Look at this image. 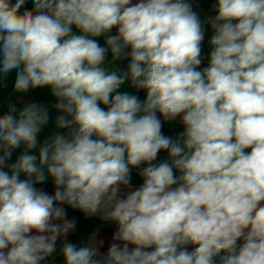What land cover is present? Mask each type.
<instances>
[{
    "label": "clouds",
    "instance_id": "clouds-1",
    "mask_svg": "<svg viewBox=\"0 0 264 264\" xmlns=\"http://www.w3.org/2000/svg\"><path fill=\"white\" fill-rule=\"evenodd\" d=\"M32 2L0 0V74L15 70L17 93L49 88L58 131L39 141L38 103L0 115V264L52 256L76 227L65 205L118 225L103 259L65 240V264H264V0H216L202 70L190 0ZM125 58L127 72L105 67ZM128 77L143 102L117 91ZM49 179L52 194L37 187Z\"/></svg>",
    "mask_w": 264,
    "mask_h": 264
},
{
    "label": "crops",
    "instance_id": "crops-1",
    "mask_svg": "<svg viewBox=\"0 0 264 264\" xmlns=\"http://www.w3.org/2000/svg\"><path fill=\"white\" fill-rule=\"evenodd\" d=\"M190 2L193 6V10L199 15L202 23L204 24V28H205V36H204V40L201 44L202 64L198 68V70H202V69L206 68L209 64L210 52L212 50L209 42H210L211 36L214 34L213 30L211 29L210 24L208 23V20L210 18L214 17L217 13H212L206 9H203L202 7L195 4L193 2V0H190ZM73 32L78 34L76 32V29H73ZM116 34H117V30L112 29L110 33H108L104 36L116 35ZM108 61H111V59H109ZM129 62H130L129 59H127V58L120 60V61H117L115 63H111V64H109L106 61L105 67L107 68V70L109 72L117 71L119 74V73L127 72V70H128L127 65ZM14 83H15V70L10 72L6 77L3 76L2 74H0V115L7 114L10 106L16 107L17 114L20 110H22V108L26 104H29V103H38V104L46 106L49 109L50 120H49V124L42 130L41 134L38 137L39 141L42 143L44 139L50 138L56 131H58L55 128L54 121H55L56 116L59 113L52 107V105H54L57 101L52 96L50 89L47 87L30 89L27 93H17L14 89ZM139 90L140 89H137L132 85L131 77H128L125 80V83L123 85H121V87L117 91L120 93L127 92L130 95H135V94H137V92ZM157 115L159 116V118L161 119L162 122H165L164 118L162 116H160L159 113H157ZM176 119H178L181 122L180 116H178ZM60 131H63V130H60ZM183 131H184V128L180 131V134L178 136H180L183 133ZM178 136H176L173 139H176ZM38 147H39V145H38ZM38 147L36 150H33L34 153L37 155H38ZM22 151H23V146H21L20 149H17L13 153L12 159L9 161V163L15 162V160L18 158V156L21 154ZM167 158H168L167 153L163 154L160 152L158 154L157 160L154 161L153 163H159L160 161L166 160ZM145 166H146L145 164H141L138 168H132L130 171V178L133 179V178H135V176H139L140 178L143 179V177L140 175V173ZM21 178L23 179L24 177L22 176ZM130 186L131 187H139L141 185H135L132 182V183H130ZM95 217H97V216H95ZM98 218H100V217H98ZM100 219H102V218H100ZM117 227H118V225H117ZM112 229H113V227H112ZM112 229H110V230L104 229V230L106 232H109ZM239 243H241V242L238 241V244ZM187 247L190 251L193 250V248H194V246H192V245H188ZM60 250H61V248L59 250H56V252H54L53 254L56 255L58 252H61ZM102 253L107 254V252H102ZM63 259L64 258L62 256V258L57 260V262L58 263L62 262Z\"/></svg>",
    "mask_w": 264,
    "mask_h": 264
},
{
    "label": "trees",
    "instance_id": "trees-1",
    "mask_svg": "<svg viewBox=\"0 0 264 264\" xmlns=\"http://www.w3.org/2000/svg\"><path fill=\"white\" fill-rule=\"evenodd\" d=\"M12 4L16 3V0H10ZM195 4L202 7L203 9H206L212 13H216L215 5L216 0H193ZM34 8V4L32 0H26V3L21 6L19 9V13L23 14L24 12L31 10ZM117 30V29H113ZM107 36H101L94 38L98 41V43L101 46H105ZM111 59V54L108 56V60ZM138 99L143 102L146 99V90L140 89L137 94H135ZM184 128L183 124L178 120L175 119L174 121H165L162 122V132L164 135L175 138L180 134V131ZM161 153L166 154L167 152L161 151ZM134 183L135 185H142L143 179L139 176H135V178L130 179V183ZM49 184V181H47L44 185H37V187H42L44 190L46 189V186ZM65 211H66V218L69 220H75L76 227L74 231L70 232V234L64 238V239H58L56 243V250L60 249L67 240L68 242L74 243L78 247H82L83 243L88 239V237L99 227L103 226L104 229L110 230L112 229V226L108 224V222L95 217V216H86L84 213H82L78 209H72L71 207L65 205ZM106 256V254H98L97 259H103V257ZM44 263V262H43ZM55 264H65L64 259L62 262L55 263Z\"/></svg>",
    "mask_w": 264,
    "mask_h": 264
},
{
    "label": "rangeland",
    "instance_id": "rangeland-1",
    "mask_svg": "<svg viewBox=\"0 0 264 264\" xmlns=\"http://www.w3.org/2000/svg\"><path fill=\"white\" fill-rule=\"evenodd\" d=\"M49 184L46 186L45 191L49 192L52 194L54 192V185L51 181V179L48 180ZM97 217L102 218L103 220L107 221L110 226L113 227V229L109 232H106L103 228V226H99L89 237L88 239L83 243V246L87 245H92L95 246L98 249V254H102V252H107L109 246L111 245L112 241V236L117 231L118 227L117 224L114 221L105 219V214L103 212H98L96 215ZM35 234V233H33ZM70 234V233H69ZM68 234V235H69ZM67 235V236H68ZM66 236V237H67ZM66 237H61L58 239H64ZM101 241L103 242L101 244ZM130 248L134 247L132 245H129ZM59 250V249H57ZM62 258L61 252H58L56 255L52 254V256L48 257L43 264H55L58 263L57 260Z\"/></svg>",
    "mask_w": 264,
    "mask_h": 264
}]
</instances>
